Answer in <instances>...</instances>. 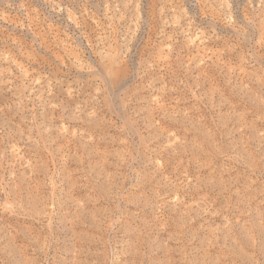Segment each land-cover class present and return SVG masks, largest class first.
I'll use <instances>...</instances> for the list:
<instances>
[{
	"label": "rangeland",
	"instance_id": "rangeland-1",
	"mask_svg": "<svg viewBox=\"0 0 264 264\" xmlns=\"http://www.w3.org/2000/svg\"><path fill=\"white\" fill-rule=\"evenodd\" d=\"M0 264H264V0H0Z\"/></svg>",
	"mask_w": 264,
	"mask_h": 264
}]
</instances>
